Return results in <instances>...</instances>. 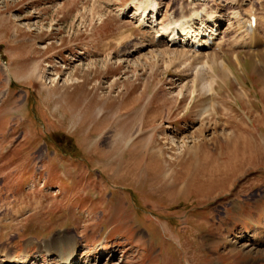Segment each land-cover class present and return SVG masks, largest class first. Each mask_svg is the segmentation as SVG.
Masks as SVG:
<instances>
[{"label": "rangeland", "instance_id": "1", "mask_svg": "<svg viewBox=\"0 0 264 264\" xmlns=\"http://www.w3.org/2000/svg\"><path fill=\"white\" fill-rule=\"evenodd\" d=\"M227 1L195 54L135 0H0V264H264V4L232 48Z\"/></svg>", "mask_w": 264, "mask_h": 264}, {"label": "bare ground", "instance_id": "2", "mask_svg": "<svg viewBox=\"0 0 264 264\" xmlns=\"http://www.w3.org/2000/svg\"><path fill=\"white\" fill-rule=\"evenodd\" d=\"M135 9L133 12V16L140 18V25L147 30L153 31L154 40L158 43L159 46H180L183 48L189 49L190 52L195 54H202L205 50H218L219 52L223 45L222 35L224 32L219 31V26L223 23V20H219L220 15L217 10H211L207 7L203 8L202 5L208 3V0H199L200 4H197V7L194 8V13L189 16H181L179 18H175V12H168V17L166 20V25L159 22V16H161V5L159 3H155L152 0H140L139 2L135 0ZM195 0H188L189 3H194ZM253 0H228L227 3L231 5L233 8L238 7L236 10L229 13L228 17V26L236 25L237 33L240 39L238 43L233 45V47H245L246 42L252 44V42L259 38L257 37V18L254 13V9L251 8V14L246 15L240 9L242 6L246 5L245 2H250ZM255 1V0H254ZM257 1V0H256ZM264 4V0L262 1ZM261 2V3H262ZM209 6V4H208ZM227 6V5H226ZM210 7V6H209ZM211 6L210 8H213ZM220 8L215 6L213 9ZM181 12L183 11V7L180 8ZM156 15V17H155ZM132 16V17H133ZM255 19V21H253ZM222 22V23H221ZM227 32V31H226ZM192 34L193 41H190L187 37ZM166 37V42H165ZM256 41V40H255ZM172 42L174 44H172ZM176 42H179L177 45ZM172 44V45H171ZM249 44V45H251ZM201 48V49H200ZM136 51L133 50L132 52ZM202 56V55H201ZM199 56V57H201ZM214 56V55H213ZM213 63V61H212ZM214 66V65H213ZM217 113V110L215 109ZM224 170V169H223ZM185 192V191H184ZM65 241V240H64ZM69 241L76 249L77 243ZM60 240H55L41 250L45 253V250L50 252L51 250H59L60 259L59 264H77L75 262V252L70 254H65L59 247ZM49 255V254H47ZM18 262V260H14L8 256L4 264H13ZM21 263V262H19Z\"/></svg>", "mask_w": 264, "mask_h": 264}]
</instances>
